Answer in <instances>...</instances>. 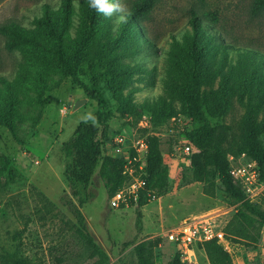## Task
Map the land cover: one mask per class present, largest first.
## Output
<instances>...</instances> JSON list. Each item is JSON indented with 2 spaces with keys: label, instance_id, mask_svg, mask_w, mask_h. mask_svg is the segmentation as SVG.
<instances>
[{
  "label": "rangeland",
  "instance_id": "374dc122",
  "mask_svg": "<svg viewBox=\"0 0 264 264\" xmlns=\"http://www.w3.org/2000/svg\"><path fill=\"white\" fill-rule=\"evenodd\" d=\"M62 1L0 0V25L13 22L33 32L35 20L43 15L45 6L57 11ZM135 1L117 0V3L125 8L126 14ZM254 3L255 0H157L141 23L144 35L152 43L151 49L133 52L126 48L124 56H118L122 49L115 50L118 64L137 68L123 87L122 99L102 83L95 89L98 101L93 100L71 78L45 64L50 89L39 101L35 98L38 92L26 89L21 96L23 118L15 125L14 132L0 126V264H8V254L26 259L29 264H98L97 256L77 233L79 225L75 216L65 205L71 192L64 177L62 151V144L70 139L77 126L90 121L86 117L89 114L94 117L98 111L114 114L109 121L104 154L110 153V141L118 135L125 137L128 145L154 135L160 139L170 170V190L142 208L141 230L136 226V205L112 207L96 171L89 188L92 198L82 206L81 212L96 242L110 257L107 264H141L142 256L150 258L149 264H168L179 247L166 235L183 221L208 220L224 233L236 223L239 205L227 197L218 172L213 171L205 183L193 182L190 156L174 150L175 146L184 144L195 150L188 144L185 133L197 126L182 112L185 79L184 76L173 79L170 52L174 40L181 42L191 31L190 13L194 11L227 44L243 45L264 54V8L256 9ZM70 6L67 34L73 42L90 21L87 0H70ZM120 25L116 16L109 18L112 38ZM105 41L101 40V46ZM5 42L6 37L0 34V77L14 82L27 61L20 51H6ZM44 55L48 52L41 53ZM43 70L41 67L40 73ZM83 80L92 87L89 78ZM218 87L217 81L213 88ZM124 98L130 99L136 114L121 115L127 109ZM78 101L81 104L74 109ZM153 104L173 108L178 113L155 125L145 110ZM234 104L235 110L225 116L207 115L213 126L224 127L229 141L245 113L235 100ZM261 141L264 144V135ZM249 201L264 211V182L260 193ZM262 230L256 244L246 240L230 242L228 252L234 264H264ZM251 232L257 233L258 229ZM195 250L198 264H209L204 251L197 247Z\"/></svg>",
  "mask_w": 264,
  "mask_h": 264
},
{
  "label": "trees",
  "instance_id": "16d2710c",
  "mask_svg": "<svg viewBox=\"0 0 264 264\" xmlns=\"http://www.w3.org/2000/svg\"><path fill=\"white\" fill-rule=\"evenodd\" d=\"M156 2H133L126 13V21L121 22L114 38L109 18L92 9L89 0L87 18L90 25L85 23L80 37L73 42L67 34L72 14L70 0H63L57 11L46 5L43 15L35 20L36 30L33 32L13 22L0 25V34L6 37V51H20L27 61L14 82L0 77V126L14 132L15 125L23 118L24 101L21 96L26 89L38 92L35 97L38 101L50 89L45 64L71 78L93 100L98 101L95 89L102 83L122 99L123 87L137 68L118 64L115 50L122 49L123 53L118 56H124L126 48L133 52L140 48L151 49L152 43L144 35L141 23L148 18ZM254 7L264 8V0H255ZM189 24L191 31L181 42L174 40L172 44L170 64L173 79L176 80L177 76L185 79L182 112L197 126L185 133L188 144L195 148L193 151L190 147L192 153L189 155L193 182L205 183L213 171L218 172L227 197L239 205L236 223L226 228L227 240L231 243L246 240L256 244L264 227V211L247 200L242 187L234 182L229 173V157L246 155L256 161L260 168V181L264 182V144L261 141L264 135V54L243 45L227 44L197 12L191 11ZM102 39H107L103 46ZM45 52L48 55L41 56ZM41 67L44 70L40 73ZM84 78L90 79L92 87L85 84ZM217 81L219 87L214 89ZM123 100L127 109H123L121 115L126 116L127 112L136 114L130 99ZM234 100L245 113L229 141L224 127L213 126L208 116L217 118L234 111ZM145 110L151 114L155 125L178 113L173 108L157 104ZM112 118L114 114L111 111H98L90 121L80 123L70 139L62 144L64 177L71 192V198L65 201V205L75 216L79 225L77 233L97 256L98 264L109 263L110 257L90 232L81 208L92 198L89 188L96 171L109 200L127 182L122 159L104 154L103 150V145L109 140V121ZM147 141L146 186L136 205L139 230L143 225L142 208L149 205L153 197L159 199L170 190V170L165 163L160 139L153 135L148 136ZM254 229L258 232L252 233ZM197 249L204 251L209 264H234L231 254L217 241L205 242ZM181 259V252H176L168 264H183ZM6 261L8 264H29L14 254L6 255ZM140 261L141 264H149L150 258L142 256Z\"/></svg>",
  "mask_w": 264,
  "mask_h": 264
},
{
  "label": "built area",
  "instance_id": "2783aa9c",
  "mask_svg": "<svg viewBox=\"0 0 264 264\" xmlns=\"http://www.w3.org/2000/svg\"><path fill=\"white\" fill-rule=\"evenodd\" d=\"M126 140L122 135L116 136L110 141V153H107L109 156L122 159L124 162L123 174L127 177L125 186L110 200L114 208H128L137 205L141 192L146 186L148 141L147 139H140L133 142L132 145H128ZM174 150H181L186 155L192 153L187 144L180 147L175 146ZM229 162V173L234 182L242 187L246 199L252 200L263 188L258 163L246 155L230 156ZM153 199L155 198L153 197ZM166 236L178 245L183 264H198L195 249L205 242L217 241L226 251L230 247V241L227 240L226 234L204 219L185 220L170 230ZM262 242L264 243V229L260 243Z\"/></svg>",
  "mask_w": 264,
  "mask_h": 264
},
{
  "label": "clouds",
  "instance_id": "9594fccd",
  "mask_svg": "<svg viewBox=\"0 0 264 264\" xmlns=\"http://www.w3.org/2000/svg\"><path fill=\"white\" fill-rule=\"evenodd\" d=\"M89 6L106 18L116 16L118 21H126L125 8L121 4L115 2V0H89ZM92 118L90 114L86 117V119Z\"/></svg>",
  "mask_w": 264,
  "mask_h": 264
},
{
  "label": "water",
  "instance_id": "95a60500",
  "mask_svg": "<svg viewBox=\"0 0 264 264\" xmlns=\"http://www.w3.org/2000/svg\"><path fill=\"white\" fill-rule=\"evenodd\" d=\"M80 104H81V101H78L77 103H75V105L73 106V108L76 109Z\"/></svg>",
  "mask_w": 264,
  "mask_h": 264
},
{
  "label": "crops",
  "instance_id": "0c3cea01",
  "mask_svg": "<svg viewBox=\"0 0 264 264\" xmlns=\"http://www.w3.org/2000/svg\"><path fill=\"white\" fill-rule=\"evenodd\" d=\"M145 207H146V206H145ZM145 207H144V208H145ZM143 214H144V213H143Z\"/></svg>",
  "mask_w": 264,
  "mask_h": 264
}]
</instances>
